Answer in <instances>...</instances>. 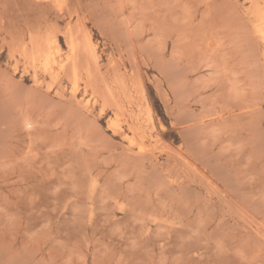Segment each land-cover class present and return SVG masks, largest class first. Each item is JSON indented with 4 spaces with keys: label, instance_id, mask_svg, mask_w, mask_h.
Returning a JSON list of instances; mask_svg holds the SVG:
<instances>
[{
    "label": "rangeland",
    "instance_id": "rangeland-1",
    "mask_svg": "<svg viewBox=\"0 0 264 264\" xmlns=\"http://www.w3.org/2000/svg\"><path fill=\"white\" fill-rule=\"evenodd\" d=\"M61 1L0 0V264H264V0Z\"/></svg>",
    "mask_w": 264,
    "mask_h": 264
},
{
    "label": "bare ground",
    "instance_id": "bare-ground-1",
    "mask_svg": "<svg viewBox=\"0 0 264 264\" xmlns=\"http://www.w3.org/2000/svg\"><path fill=\"white\" fill-rule=\"evenodd\" d=\"M2 1V0H1ZM77 1V4L78 5H80L79 3H80V1L79 0H76ZM24 2V1H23ZM29 2L30 3H32L37 9H40L39 11H43V12H45V14L47 13V11L48 10H51L52 8L54 9V7H56L57 5H58V3H62V1L61 0H29ZM32 7V6H31ZM58 7V6H57ZM9 9V8H8ZM23 9V8H22ZM58 9H59V7H58ZM11 10V9H10ZM259 11L260 10H262V9H258ZM263 11H264V9H263ZM52 12V11H51ZM19 14V13H18ZM262 14H263V12H262ZM22 15V14H21ZM64 16V15H63ZM257 16V15H256ZM261 16V15H260ZM259 16V17H260ZM16 17V16H15ZM26 19V18H25ZM98 19H99V17H98ZM262 19V18H261ZM80 20V19H79ZM264 20V19H263ZM19 21H21V20H19ZM80 22V21H79ZM2 25V24H1ZM6 25V24H5ZM83 27V26H82ZM10 28V27H9ZM70 31V30H69ZM17 33V32H16ZM9 34V33H8ZM13 35V34H12ZM16 35V34H15ZM73 35H74V33H71V32H66V34H65V37H66V39H69V38H72L73 37ZM52 36V34L51 33H47V32H42V30H37V31H35V32H33L32 33V35H31V39H32V47H30V48H23L22 49V51L25 49V52L27 53V52H29V51H35L36 53H38V54H42V53H44V52H48V50L53 46V47H55L56 48V45L55 44H57V43H55L54 45H52V43H54V42H52V39H54V37L52 38L51 37ZM87 36V35H86ZM264 36V35H263ZM13 37H15L14 35H13ZM18 37H20V36H18ZM16 38V37H15ZM263 38V37H262ZM72 40V39H71ZM72 42H74V43H76L75 41H72ZM71 42V43H72ZM15 44V43H14ZM11 45V44H10ZM17 45V44H16ZM80 45V44H79ZM77 46V45H76ZM76 48V47H75ZM77 48H78V46H77ZM88 48H89V46H88ZM60 49V48H59ZM77 51V50H76ZM92 51V50H91ZM24 52V53H25ZM79 53V52H78ZM30 54V53H29ZM29 54H27V55H29ZM80 54V53H79ZM37 55V54H36ZM44 55H46V54H44ZM86 55V54H85ZM76 56V55H75ZM87 56V55H86ZM37 57H38V55H37ZM40 57V56H39ZM88 57V56H87ZM36 58V57H35ZM43 58H45L44 56H43ZM42 58V59H43ZM80 58V57H79ZM39 59V58H38ZM92 59V58H91ZM41 60V59H40ZM87 60V59H86ZM88 60H90V58H88ZM94 60V59H93ZM51 63H52V61H51ZM88 63V62H87ZM44 64V63H43ZM95 64H97V62L95 63ZM50 66H51V64H50ZM66 66V65H65ZM84 66V65H83ZM90 66V65H89ZM93 66H95V65H93ZM98 65H96V67H97ZM76 67H77V65H76ZM73 68H74V66H73ZM94 68V67H93ZM40 69V68H39ZM99 69H100V67H99ZM113 69V68H112ZM114 69H115V67H114ZM48 70H49V68H48ZM28 71V70H27ZM43 72V71H42ZM99 73V72H98ZM75 74V73H74ZM89 76H91V75H89ZM57 77V76H56ZM59 77V76H58ZM57 77V78H58ZM67 77V76H66ZM74 77H75V75H74ZM119 80H121V79H119ZM93 81V80H92ZM126 81V80H125ZM124 82V81H123ZM76 83V82H75ZM107 84V83H106ZM127 83H125V85H126ZM105 85V84H104ZM120 86H121V84H120ZM122 87H123V85H122ZM121 87V88H122ZM143 87V86H142ZM93 91V90H92ZM107 94V93H106ZM103 95V94H102ZM108 98V97H107ZM138 108V107H137ZM130 125V124H129ZM119 127V126H118ZM139 135V134H138ZM142 145V144H141ZM143 147H145V146H143ZM143 147H140V148H143ZM142 150V149H141ZM144 151V150H143ZM145 153V152H144Z\"/></svg>",
    "mask_w": 264,
    "mask_h": 264
}]
</instances>
